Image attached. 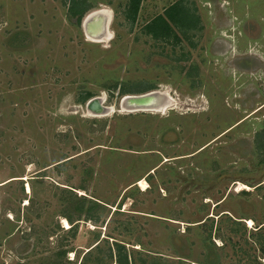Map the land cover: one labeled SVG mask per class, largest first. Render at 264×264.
Instances as JSON below:
<instances>
[{
    "label": "rangeland",
    "instance_id": "obj_1",
    "mask_svg": "<svg viewBox=\"0 0 264 264\" xmlns=\"http://www.w3.org/2000/svg\"><path fill=\"white\" fill-rule=\"evenodd\" d=\"M177 1L196 29L147 35ZM85 2L76 26L69 0H0V264H80L97 243L86 264H114L115 243L135 264H264V0H141L134 21L127 0ZM100 9L107 41L82 29ZM151 86L171 106L119 108L144 94L119 87ZM67 196L100 205L74 237Z\"/></svg>",
    "mask_w": 264,
    "mask_h": 264
},
{
    "label": "trees",
    "instance_id": "obj_2",
    "mask_svg": "<svg viewBox=\"0 0 264 264\" xmlns=\"http://www.w3.org/2000/svg\"><path fill=\"white\" fill-rule=\"evenodd\" d=\"M140 1L141 0H127L124 10V14L127 18H131L133 21L135 20L140 6ZM90 8L91 6H88L85 0H69L67 7L68 19L70 21L74 20L75 25L79 26L84 14L90 10ZM196 27L197 19L188 13L187 8L184 6L182 1H177L164 9L161 15L156 16L149 23H147L144 26V31L154 40L161 39L162 41L176 43L179 42V39L175 34V31H178L186 38V30L191 31L196 29ZM116 88L117 86L114 85L111 87V89H105H108L109 93H111L112 90H115ZM150 90H155V87L151 86L143 89L136 88L134 90L125 88L120 89L119 87V94L123 96L128 93H145ZM91 97L92 96L90 94H85L83 97L77 100L78 104H84ZM254 143L259 149L264 150V131L258 132V134H256ZM62 192V195L67 194L75 197V195H73L72 191L70 190H63ZM245 193L246 192H242V194ZM70 197L71 196L67 198L63 206L64 208L61 212V216L66 220L68 225L71 226L69 229H67V232L70 233L72 237H74L77 231L76 225L78 224L76 222L80 221L82 216H84L85 221L97 222V220L93 219L94 215L92 213L95 212V210L97 211V209L100 208V205L93 200L80 198L78 201H73L72 206L70 203ZM98 246L99 243L95 244L88 251H86L80 261V264H86V262H88L89 256L92 254V251L94 249L96 250ZM113 246L115 247L114 264H135L126 255L124 246L118 243H115ZM112 257V253L110 251V254L107 258L111 259Z\"/></svg>",
    "mask_w": 264,
    "mask_h": 264
},
{
    "label": "water",
    "instance_id": "obj_3",
    "mask_svg": "<svg viewBox=\"0 0 264 264\" xmlns=\"http://www.w3.org/2000/svg\"><path fill=\"white\" fill-rule=\"evenodd\" d=\"M106 20L102 19L99 12L86 18L82 24L83 33L85 36H90L91 38L99 37L103 34L102 27L105 25ZM104 24V25H103ZM95 25L101 30L95 31ZM164 91H150L137 96H124L119 104V108L128 112H144L150 111L156 108L158 102L165 98ZM103 98L95 97L88 100L86 103V110L90 114L94 115H105L108 113L109 109L102 106ZM238 125V124H237Z\"/></svg>",
    "mask_w": 264,
    "mask_h": 264
},
{
    "label": "bare ground",
    "instance_id": "obj_4",
    "mask_svg": "<svg viewBox=\"0 0 264 264\" xmlns=\"http://www.w3.org/2000/svg\"><path fill=\"white\" fill-rule=\"evenodd\" d=\"M96 12H99V14L102 16V19H105L106 20L105 25L103 24L104 26L102 27L103 34L101 36H99V37H96V38H94V37L91 38L90 36H88V37H89V39L91 38L92 40H97V41H104V40H106L107 41V40H109L111 38V33H110L109 30H107L108 25H109V21H110V18H111V12L109 10H106V9H100V10H97V11L92 12L88 17L94 15ZM97 27L98 26L95 25V28H96L95 31H97L99 29L101 30L100 27L99 28H97ZM88 41H90V40H88ZM161 91L162 90H160V92ZM164 94L166 95L165 98L163 100H161V102L159 101L158 104H157V106H156V108L153 109V110H150V112H152V111H161V110H164L167 107L171 106L172 100H171L168 92L165 91ZM122 111H124V110H122ZM139 185H140V187L143 188L145 186L144 180H140L139 181ZM61 223L63 224L64 227H67L68 226V223L64 219H62Z\"/></svg>",
    "mask_w": 264,
    "mask_h": 264
},
{
    "label": "flooded vegetation",
    "instance_id": "obj_5",
    "mask_svg": "<svg viewBox=\"0 0 264 264\" xmlns=\"http://www.w3.org/2000/svg\"><path fill=\"white\" fill-rule=\"evenodd\" d=\"M254 43H256L257 44V42H254ZM246 54H242V55H240V56H245ZM240 56H238L237 58H236V60H246L245 59V57H243V58H241ZM239 69H242V71H243V73L242 74H251L250 72H249V68H246L245 66H243V65H240L239 67H238ZM263 76H262V80H263V82H264V66H263V74H262ZM262 109H264V104H263V108ZM242 122V121H241ZM240 122V123H241Z\"/></svg>",
    "mask_w": 264,
    "mask_h": 264
}]
</instances>
